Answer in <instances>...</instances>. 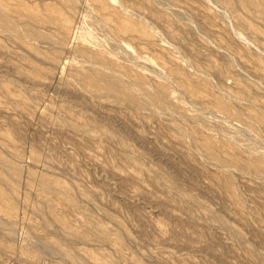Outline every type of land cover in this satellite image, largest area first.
Here are the masks:
<instances>
[{
	"label": "rangeland",
	"instance_id": "374dc122",
	"mask_svg": "<svg viewBox=\"0 0 264 264\" xmlns=\"http://www.w3.org/2000/svg\"><path fill=\"white\" fill-rule=\"evenodd\" d=\"M78 263L264 264L247 3L0 0V264Z\"/></svg>",
	"mask_w": 264,
	"mask_h": 264
},
{
	"label": "bare ground",
	"instance_id": "6f19581e",
	"mask_svg": "<svg viewBox=\"0 0 264 264\" xmlns=\"http://www.w3.org/2000/svg\"><path fill=\"white\" fill-rule=\"evenodd\" d=\"M165 1V0H164ZM240 1H242V2H245V3H247L254 11H256L257 13H259L260 14V16H261V18L264 20V3L263 2H261L260 0H240ZM164 3V2H163ZM223 10V9H222ZM224 11V10H223ZM183 16V15H182ZM188 16V15H187ZM186 16V17H187ZM254 46V45H253ZM107 62V61H106ZM107 65V67H108V65L109 64H106ZM116 66V65H115ZM148 66V65H147ZM110 69V68H109ZM112 69H114V68H112ZM127 71V70H126ZM125 71V72H126ZM128 72V71H127ZM162 72V71H161ZM129 73V72H128ZM172 74H170V76H171ZM111 84V83H110ZM175 87V86H174ZM178 88V87H177ZM93 89V88H92ZM147 89L149 90V91H152L153 89H152V87H150V86H147ZM180 89H178V91H179ZM162 91H163V94L164 95H169L171 92H170V90L168 89V88H166V87H163L162 88ZM195 93V92H194ZM150 94V93H149ZM159 94V93H158ZM162 94V95H163ZM172 94V93H171ZM172 97V96H171ZM199 97V96H198ZM192 100V99H191ZM194 100V99H193ZM241 101V100H240ZM160 103H161V105L163 106V108H166V107H169V106H173V104L172 103H169V102H167V101H165V100H160ZM208 110V109H207ZM230 110V109H229ZM247 114V113H246ZM217 115V114H216ZM230 116V115H229ZM250 116V115H249ZM227 116H225V118H226ZM233 117V116H232ZM248 117V116H247ZM218 118H219V116H218ZM224 118V117H223ZM243 119V118H242ZM239 120V119H238ZM238 122V121H237ZM244 122V121H243ZM236 123V122H235ZM243 125V124H242ZM239 127V126H238ZM237 127V128H238ZM220 129V128H219ZM239 129V128H238ZM243 129H245V128H243ZM241 131H242V129H241ZM248 131V130H247ZM261 131V130H260ZM252 137H253V135H252ZM257 140V139H256ZM205 145V144H204ZM209 146V145H208ZM208 146L206 145V147L208 148ZM209 149V148H208ZM209 152H210V150H208ZM238 164H240V163H238ZM241 166V165H240ZM233 171V170H232ZM47 206V205H46ZM38 239V238H37ZM43 242V244L47 247V248H49V249H51V250H58V248L57 247H55L53 244H51L49 241H42ZM84 260V259H83ZM85 262V261H84ZM79 264V263H78Z\"/></svg>",
	"mask_w": 264,
	"mask_h": 264
}]
</instances>
